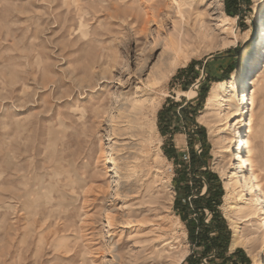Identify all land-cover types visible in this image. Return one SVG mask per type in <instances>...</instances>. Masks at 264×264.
Returning <instances> with one entry per match:
<instances>
[{"label": "rangeland", "instance_id": "obj_1", "mask_svg": "<svg viewBox=\"0 0 264 264\" xmlns=\"http://www.w3.org/2000/svg\"><path fill=\"white\" fill-rule=\"evenodd\" d=\"M261 1L0 0V264H264L247 186L229 199L237 210L224 202L240 172L227 139L244 128L221 100L251 76ZM258 55L245 116L264 201ZM182 172L191 202L214 176L226 252L191 243L175 206Z\"/></svg>", "mask_w": 264, "mask_h": 264}, {"label": "bare ground", "instance_id": "obj_2", "mask_svg": "<svg viewBox=\"0 0 264 264\" xmlns=\"http://www.w3.org/2000/svg\"><path fill=\"white\" fill-rule=\"evenodd\" d=\"M260 5L261 13L255 24V30L250 31V36L248 37V41H254V47L252 51L253 56L249 62V67H247V74L251 73V76L249 77V79L245 80L246 87L242 86L243 82L239 81L238 77L235 76L228 86V92L221 99L222 102L226 103L223 106L226 108L229 107L230 102H235V108L233 109V116L235 117L234 128H238L240 125H243L244 128L243 135L240 136L239 132L235 131V135L227 139V143L237 144V150L239 151L240 158V172L237 173V177H235V179L230 180L228 184L229 187H226V197L224 199V202L225 204H229L228 207L231 210H237V206L234 204H230L229 199L234 193L237 194V196H240V193L242 192V187L247 186V191H245L247 196L250 197V199L248 200V202L246 201L247 203L245 207H243L246 215H256L258 212H260V215H264V201L262 200V198L256 196V184H258L259 182V177L255 173L253 168V161L248 155L251 143L250 136L254 130L253 121L251 119H246L245 116L246 109L249 104L248 93L252 88L260 84V76L259 74H257V70L261 62L259 60L260 58L258 53L261 52V54L264 55V0L261 1ZM261 90L262 88L260 87L258 90L259 94H261ZM224 110L226 109L224 108ZM222 117L226 118L227 115L223 114ZM113 118L110 119V123L113 127V130L117 132V125ZM263 120L261 119V123L258 125V128L261 130V132L264 130ZM259 137L261 138V135H259ZM234 236H236V233Z\"/></svg>", "mask_w": 264, "mask_h": 264}, {"label": "trees", "instance_id": "obj_3", "mask_svg": "<svg viewBox=\"0 0 264 264\" xmlns=\"http://www.w3.org/2000/svg\"><path fill=\"white\" fill-rule=\"evenodd\" d=\"M230 2L233 4L234 0H230ZM192 160L193 162L196 161L195 156H192ZM179 176L180 178L178 179V182L180 184L178 187L182 190L179 188L176 193L175 206L181 211L182 221L186 223L191 243L200 247L201 242L205 241L206 246L204 247L207 251H215L218 254L226 252L228 248L229 236L228 233H226L224 220H222L221 216L218 215L217 210L220 204L219 199L221 193L218 190L219 188H215L210 184V181H212L214 176L208 174L209 180L207 181L208 189L206 194L197 197L192 202L189 201L191 195L187 184V178L183 172ZM182 191L184 193L183 198L181 196ZM191 204H193V208H191ZM202 207L206 208L212 215L211 229H215L217 231V235L214 238L210 239L207 235L211 229H209L203 222L204 216ZM191 213L195 215V218H190ZM237 253H240V251L238 250ZM242 261L244 264L248 263L244 256H242ZM184 264H200V262L190 256L184 261Z\"/></svg>", "mask_w": 264, "mask_h": 264}, {"label": "built area", "instance_id": "obj_4", "mask_svg": "<svg viewBox=\"0 0 264 264\" xmlns=\"http://www.w3.org/2000/svg\"><path fill=\"white\" fill-rule=\"evenodd\" d=\"M188 159H189L188 155L184 154V155L182 156V160H183V161H188Z\"/></svg>", "mask_w": 264, "mask_h": 264}]
</instances>
